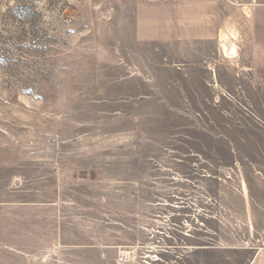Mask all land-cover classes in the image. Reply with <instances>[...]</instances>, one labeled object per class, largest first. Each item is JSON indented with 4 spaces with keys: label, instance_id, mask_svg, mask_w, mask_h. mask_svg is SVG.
Segmentation results:
<instances>
[{
    "label": "rangeland",
    "instance_id": "obj_1",
    "mask_svg": "<svg viewBox=\"0 0 264 264\" xmlns=\"http://www.w3.org/2000/svg\"><path fill=\"white\" fill-rule=\"evenodd\" d=\"M247 14L203 47L139 42L127 0H0V264H258Z\"/></svg>",
    "mask_w": 264,
    "mask_h": 264
},
{
    "label": "crops",
    "instance_id": "obj_2",
    "mask_svg": "<svg viewBox=\"0 0 264 264\" xmlns=\"http://www.w3.org/2000/svg\"><path fill=\"white\" fill-rule=\"evenodd\" d=\"M134 9L135 37L141 43L211 45L225 21L245 8L243 38L252 85L264 91V0H127ZM250 1V0H249ZM238 9V10H237ZM264 264V250L258 256Z\"/></svg>",
    "mask_w": 264,
    "mask_h": 264
},
{
    "label": "bare ground",
    "instance_id": "obj_3",
    "mask_svg": "<svg viewBox=\"0 0 264 264\" xmlns=\"http://www.w3.org/2000/svg\"><path fill=\"white\" fill-rule=\"evenodd\" d=\"M233 51V50H232Z\"/></svg>",
    "mask_w": 264,
    "mask_h": 264
}]
</instances>
